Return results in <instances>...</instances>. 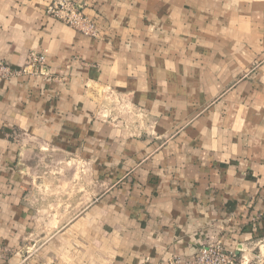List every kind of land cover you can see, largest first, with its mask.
Here are the masks:
<instances>
[{
	"label": "crops",
	"instance_id": "1",
	"mask_svg": "<svg viewBox=\"0 0 264 264\" xmlns=\"http://www.w3.org/2000/svg\"><path fill=\"white\" fill-rule=\"evenodd\" d=\"M54 1L0 0V62L46 58L0 81V264L264 258V0H80L96 38ZM48 151L105 190L51 233L33 198Z\"/></svg>",
	"mask_w": 264,
	"mask_h": 264
},
{
	"label": "rangeland",
	"instance_id": "2",
	"mask_svg": "<svg viewBox=\"0 0 264 264\" xmlns=\"http://www.w3.org/2000/svg\"><path fill=\"white\" fill-rule=\"evenodd\" d=\"M263 52L264 48L261 49V53ZM260 64L261 61L252 63L249 71L238 78V81H250L253 75L251 72H255ZM36 163L33 172V198L43 219L40 223L47 228L48 233L61 227L105 191L100 185L103 182L102 176L99 182L93 169L83 160L48 151L42 153ZM214 244L222 246L220 243ZM223 249L233 257L234 264H264V258L257 253L258 248L246 249L238 255L226 251L224 247Z\"/></svg>",
	"mask_w": 264,
	"mask_h": 264
},
{
	"label": "built area",
	"instance_id": "3",
	"mask_svg": "<svg viewBox=\"0 0 264 264\" xmlns=\"http://www.w3.org/2000/svg\"><path fill=\"white\" fill-rule=\"evenodd\" d=\"M86 5L80 0H55L48 8V15L63 25L87 37H99V30L95 23L85 14ZM46 58L43 54L31 53L26 69L16 70L0 62V81H7L28 69L44 70ZM170 264H183L179 260ZM191 264H234V259L227 254L219 244H210L199 249Z\"/></svg>",
	"mask_w": 264,
	"mask_h": 264
}]
</instances>
